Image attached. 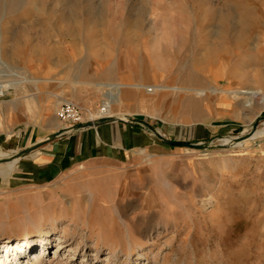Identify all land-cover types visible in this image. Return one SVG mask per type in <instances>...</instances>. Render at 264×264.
<instances>
[{"label":"rangeland","instance_id":"rangeland-1","mask_svg":"<svg viewBox=\"0 0 264 264\" xmlns=\"http://www.w3.org/2000/svg\"><path fill=\"white\" fill-rule=\"evenodd\" d=\"M0 52V122L21 109L0 135L120 84L108 116L152 136L42 184L0 174V264H264V0H0Z\"/></svg>","mask_w":264,"mask_h":264},{"label":"crops","instance_id":"crops-1","mask_svg":"<svg viewBox=\"0 0 264 264\" xmlns=\"http://www.w3.org/2000/svg\"><path fill=\"white\" fill-rule=\"evenodd\" d=\"M107 87L110 89L109 86ZM121 88L122 86L120 85L119 89L116 90L115 99L117 101L114 99L111 107L116 102L121 103L123 99L122 93L126 95V99L128 98L130 90H122ZM79 95L81 96L76 97V99L85 102L87 99L86 95L82 96L81 92ZM20 110L19 106L8 109L6 116L0 122L1 125L7 128L10 127L13 121V123L17 121L15 116L19 114ZM108 115H113L111 109ZM122 115L125 116H113L116 119L98 125L80 129H67L52 139H48V137L65 125L52 121L51 124L47 125V129H42L43 127L38 125V127H32L28 130L19 128L18 130L2 134L0 135V145L10 151H15V149L22 150L37 142H41L42 145L29 154L14 160L11 169L0 170V174L9 180L15 175L17 178L29 179L35 183L42 184L44 181H50L64 173V171L82 163L92 160L122 161L134 149L151 145L152 136L145 126L133 121V119H128L127 112H123ZM148 157L142 160L144 165L149 164L147 163ZM3 163H0V165ZM9 173L10 175L6 176ZM119 175L116 176L120 177ZM101 187L99 186L98 189L99 194L105 191Z\"/></svg>","mask_w":264,"mask_h":264},{"label":"water","instance_id":"water-1","mask_svg":"<svg viewBox=\"0 0 264 264\" xmlns=\"http://www.w3.org/2000/svg\"><path fill=\"white\" fill-rule=\"evenodd\" d=\"M114 119H116V117L105 116V117H101V118L95 119L93 121L88 120V121H85V122H82V123H77V124L72 125V126L63 127L61 129H59L58 131L52 133L48 137V139H52V138L57 137L58 135L62 134L64 131H66L67 129H80V128L89 127V126H92V125H98V124H101V123H104V122H108V121H111V120H114ZM134 121L137 122V123H140V124H143V125H146V126L150 127V123L148 121L144 120V119L136 118V119H134ZM257 124L258 123L254 124V128L257 126ZM166 142L168 144H171V145L196 146L195 144H193V143H191L189 141L177 140V139H166ZM41 145H42L41 142H37V143H34L33 145H30V146H28V147H26V148H24L22 150H19V151L15 152L13 155L0 157V163L12 161V160L18 159V158H20L22 156H25V155L29 154L30 152H32L33 150H35L38 147H40Z\"/></svg>","mask_w":264,"mask_h":264},{"label":"bare ground","instance_id":"bare-ground-1","mask_svg":"<svg viewBox=\"0 0 264 264\" xmlns=\"http://www.w3.org/2000/svg\"><path fill=\"white\" fill-rule=\"evenodd\" d=\"M219 44V43H218ZM216 46V45H215ZM219 46V45H218ZM214 47V46H213ZM1 56H2V54H1V52H0V59H1ZM7 76L6 75H0V95H2V94H4L7 90H9V89H16V82H9V80L6 78ZM99 85V84H98ZM105 85V84H104ZM107 85V84H106ZM133 85V84H132ZM137 86V85H136ZM139 86V85H138ZM254 86V85H253ZM107 87V86H106ZM119 87H120V84L118 85H111V87H110V89H109V91H107V92H105V96H106V101L102 104V106L99 108V110H98V112L96 113V115H100V114H103L104 112H102L101 111V108L103 107L104 109H105V113L104 114H107V112L110 110V105H111V99L114 97V95H115V93H116V90L117 89H119ZM155 87V86H154ZM249 87V86H248ZM257 88V87H256ZM252 89L251 87H249V88H247V89H244V90H242L241 92H245V93H247L246 94V96L247 95H250L251 96V94H253V96L256 94V93H258L259 91L257 90V89ZM152 90H154V88H151ZM155 89H158L157 87H155ZM248 93H251V94H248ZM263 95H264V93H263ZM115 98V97H114ZM67 101V100H66ZM115 101H117L116 99H115ZM113 102V101H112ZM258 105V104H257ZM255 110V109H254ZM110 112V111H109ZM108 115V114H107ZM249 138V137H248ZM107 208V207H106ZM109 214H111V212L109 213ZM109 224V223H108ZM91 232L93 231V230H91V229H89ZM108 231H105L106 232V234H112V236H115L114 234H118V233H120V229H118L117 230V227H116V224H114L112 227H109L108 229H107ZM98 234V233H97ZM116 234V235H117ZM105 237V235H103V236H100V235H97L96 236V240H105L106 239V237ZM115 239V242H114V244H110L111 246L110 247H112L111 249H114V247L115 246H117V245H119L118 243H119V241L117 240V237H114ZM131 246H132V244H131ZM120 248L123 250L124 248H123V246H120ZM56 257V256H55ZM1 264H10V262L9 263H5V262H2Z\"/></svg>","mask_w":264,"mask_h":264},{"label":"built area","instance_id":"built-area-1","mask_svg":"<svg viewBox=\"0 0 264 264\" xmlns=\"http://www.w3.org/2000/svg\"><path fill=\"white\" fill-rule=\"evenodd\" d=\"M101 111L105 113L102 107ZM96 115V111L83 108L80 104L74 101H64L57 110V117L60 121L65 123L66 127L82 123L88 120H95L101 117L108 116L107 114Z\"/></svg>","mask_w":264,"mask_h":264}]
</instances>
